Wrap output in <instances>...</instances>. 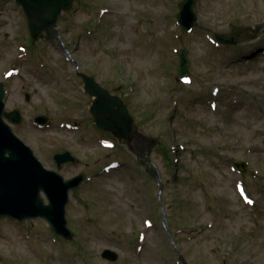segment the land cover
<instances>
[{"label": "rangeland", "instance_id": "rangeland-1", "mask_svg": "<svg viewBox=\"0 0 264 264\" xmlns=\"http://www.w3.org/2000/svg\"><path fill=\"white\" fill-rule=\"evenodd\" d=\"M182 1L75 0L32 38L22 8L0 0V82L6 111L23 119L12 130L48 170L90 179L69 193V241L42 218H2L0 264H182L168 233L188 264H264V0H198L188 34L177 22ZM236 26L251 38L214 42ZM184 47L190 72L181 83ZM82 74L120 91L136 138L117 147L94 139ZM39 115L51 125H34ZM64 151L79 166L57 170L53 157ZM105 249L118 261L104 260Z\"/></svg>", "mask_w": 264, "mask_h": 264}, {"label": "water", "instance_id": "water-1", "mask_svg": "<svg viewBox=\"0 0 264 264\" xmlns=\"http://www.w3.org/2000/svg\"><path fill=\"white\" fill-rule=\"evenodd\" d=\"M197 0H184L181 5L179 23L190 30L197 20L194 7ZM28 15L31 34L37 37L42 31L52 30L63 10L71 7L73 0H16ZM244 29H235L231 35H217V39L224 44H237L243 38ZM181 74L188 72L185 50L181 52ZM86 91L92 96L99 97L91 111L97 117L98 124L113 130L120 137L130 135L131 118L126 114L125 106L118 100L110 102L107 93L91 78L84 76ZM4 86L0 83V219L11 217L19 221L44 218L51 225L53 232L65 239L72 235L67 228L66 205L70 189H75L83 180L79 176L66 181L56 171L46 169L34 155L32 149L25 145L6 123L4 115L13 122H20L18 112L5 113ZM29 99V96H27ZM120 108L115 111L113 106ZM109 117L111 122L105 121ZM40 124H46L48 118L35 119ZM58 169L67 162H75L69 153H58L54 156ZM45 195L49 204L42 195ZM103 258L116 261L118 255L112 251L103 252Z\"/></svg>", "mask_w": 264, "mask_h": 264}]
</instances>
